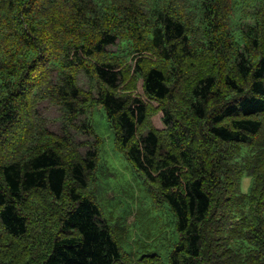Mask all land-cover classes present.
Listing matches in <instances>:
<instances>
[{
    "label": "trees",
    "instance_id": "1",
    "mask_svg": "<svg viewBox=\"0 0 264 264\" xmlns=\"http://www.w3.org/2000/svg\"><path fill=\"white\" fill-rule=\"evenodd\" d=\"M81 73L117 147L176 219L167 263L139 264H264V0H0V140L44 100L68 120L87 115ZM136 79L164 115L163 135L147 128L155 109L128 95ZM39 129L30 154L0 163V234L42 235L23 264H120L94 197L101 137L91 125L98 151L68 160ZM36 191L67 202L43 230L30 217ZM5 242L0 264H11Z\"/></svg>",
    "mask_w": 264,
    "mask_h": 264
},
{
    "label": "rangeland",
    "instance_id": "2",
    "mask_svg": "<svg viewBox=\"0 0 264 264\" xmlns=\"http://www.w3.org/2000/svg\"><path fill=\"white\" fill-rule=\"evenodd\" d=\"M109 49L115 50L114 47ZM78 85L88 96L84 100L86 105H89L90 101L98 99V89H92L90 79L83 73L78 76ZM124 86L121 88L124 89ZM91 89L92 91H90ZM128 95L139 96L155 109L147 128L154 127L163 135L167 128L163 121L164 115L159 110L158 104L150 101L144 94L141 79L134 81L133 87L128 90ZM92 105L93 103L89 105L90 112L87 115L68 120L61 106L50 102V100L41 101L35 107L36 115L32 122L29 117H27V121H24L23 115L21 117L22 126L18 125L20 128L7 131L4 134L5 137L1 138L0 163L8 160L15 161L30 154L37 141L40 125L52 134L57 142L63 144L60 150L68 160L74 159V155H76L86 161L90 152L98 151L97 147L100 146L101 140L96 134L99 135L102 145L97 158V183L96 186H93L96 187L94 197L101 208L102 219L111 228L113 236L120 243L122 253L120 264H139L144 256L150 255H158L162 261L167 263L179 236L176 232L175 216L167 203L157 196L156 188L137 172L117 147L115 133L103 108H95ZM91 125L95 128L96 134L91 129ZM25 133L27 137L29 136L30 141L25 140L24 144L12 154L11 146L19 145ZM228 151H233L235 154L238 152L236 148L230 146ZM94 175L91 176L92 183L95 179ZM250 185L251 179L244 177L242 191L247 193ZM34 202L37 203L34 204ZM29 203L30 207L34 206L30 217L34 216L35 226L41 230H43L44 223L52 226L55 223L57 211L67 207L65 201L63 206L58 208L51 200H48L47 195L39 191H36L35 195L34 193L31 195ZM103 220H100V223ZM52 235L53 231L47 238H51ZM41 236L39 232H35L30 241H23L5 239V235L1 233L0 242L5 240L9 246L7 249L11 253L7 255L12 256L11 264H23L21 260H25L23 258L27 253V247L30 248L29 253L37 254L39 252L35 248L37 247L36 242ZM214 240L218 241L217 238ZM223 242L219 239L217 243L222 245ZM219 249L217 248V251L220 254Z\"/></svg>",
    "mask_w": 264,
    "mask_h": 264
}]
</instances>
